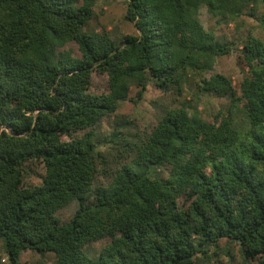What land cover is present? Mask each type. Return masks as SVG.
Wrapping results in <instances>:
<instances>
[{"label":"trees","instance_id":"16d2710c","mask_svg":"<svg viewBox=\"0 0 264 264\" xmlns=\"http://www.w3.org/2000/svg\"><path fill=\"white\" fill-rule=\"evenodd\" d=\"M95 3L0 0V264L26 250L53 253L52 264H205L223 240L242 264H264V12L262 36L238 42L198 18L201 6L219 22L254 17L264 0H125L136 34L119 43L84 31ZM236 49L245 73L233 85L213 67ZM190 82L197 100L227 106L207 119L165 106L148 131L114 114L132 86L141 99L150 83L182 95ZM112 114L100 142L94 127ZM39 168L40 183L26 182Z\"/></svg>","mask_w":264,"mask_h":264},{"label":"rangeland","instance_id":"374dc122","mask_svg":"<svg viewBox=\"0 0 264 264\" xmlns=\"http://www.w3.org/2000/svg\"><path fill=\"white\" fill-rule=\"evenodd\" d=\"M80 2V0H79ZM126 10L125 0H96L94 5V17L88 22L84 31L86 32H99L101 30L107 31L112 39L119 43L120 39L126 34H136L134 25L124 18ZM264 12V7L260 5L257 8L255 16L249 15L248 9H245L244 14L239 16L234 22L224 23L212 17L204 6H201L198 12V18L202 23L205 30L214 34L218 41L229 42L236 41L250 31L254 35L261 37L263 30L259 17ZM76 52L74 47V53ZM239 51L236 49L229 55L218 57L213 67V72L226 75L232 80L233 85H236L244 75L245 71H241L238 67L236 58ZM90 90L92 93H101L106 90V79L102 75L95 74L92 78ZM137 89L132 86L128 93V98L118 103V107L114 114L133 118L137 120L138 125L143 129L151 130L157 122V118L161 114V109L169 105L185 104L187 107L197 108L201 112L203 118L207 119L209 115L215 113L219 109H224L227 106V99L219 98L212 95H200L197 100L195 87L193 83L184 85L182 95H175L172 93L162 94L151 83L148 85L146 92L141 99H137ZM244 112H240L242 116ZM113 114L103 117L94 127L97 137L100 142L109 136L113 130ZM101 147V144H99ZM102 148V147H101ZM154 172L164 175L165 171L154 168ZM33 175L26 176V182L40 183L43 170L37 169ZM99 182H103L101 176L98 178ZM77 202L73 201L64 209L67 215H72L77 207ZM109 240L102 239L93 242L84 247V251L93 256L98 254L103 245L108 243ZM223 240L219 248L210 247L209 254L212 251L217 252V256L213 257L208 255V258H203L205 264H242V256L239 246L232 243L226 244ZM0 253L2 258L5 259L3 252ZM54 261L53 253H39L36 251L26 250L20 255V264H52Z\"/></svg>","mask_w":264,"mask_h":264}]
</instances>
